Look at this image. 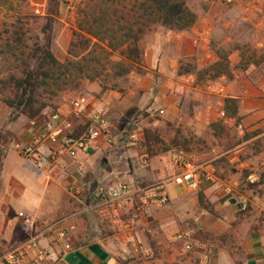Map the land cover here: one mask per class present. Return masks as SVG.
<instances>
[{
	"label": "rangeland",
	"instance_id": "1",
	"mask_svg": "<svg viewBox=\"0 0 264 264\" xmlns=\"http://www.w3.org/2000/svg\"><path fill=\"white\" fill-rule=\"evenodd\" d=\"M85 1L87 0H61L62 7L58 18L59 31L54 47L55 53L61 61H65L68 57L73 31L79 21V11ZM115 1L119 3L124 0ZM125 1L128 5H131L134 0ZM189 5L191 10L198 16L197 24L204 27L209 25L208 40L202 41L200 44L194 34V37L188 36L187 38V34H182L179 38L175 32L160 26L155 27L143 41L145 58H159L163 62L164 68H167L166 62L168 61L169 70L166 69L163 72L151 70L149 72L145 59V68L136 67L132 73L124 78L115 79L107 76L108 74H104L100 80L92 82L99 85L100 95L104 94L101 93V86L106 85L109 87V90L106 91L108 94L117 93L126 96L129 93L132 102L143 104L131 114H124V118L120 120V123L116 119L111 120L108 118L111 123L110 128L113 129L111 132L113 158L116 159V163L119 162L116 167L117 174L122 179H116L108 186L116 181L129 182V174H135V171L151 174L149 171H151L150 163L152 161L161 167L170 166L173 156L180 152L190 155L193 161L199 165L226 160L228 154L225 153L232 148V145L246 137V135H251L246 132L245 134H232L234 128L228 125L222 139L216 137L214 135L215 130L212 129L211 134L213 136L205 139L197 136L189 126L184 127V123L169 122L159 112L152 110L154 99L162 93L161 97L164 98L163 101L169 108L173 105L171 94L173 96L183 95L180 91L175 90L174 92L171 86H167L172 80L175 83L190 86L189 95L192 97L190 113L192 116L194 115V97H196V91L193 88L198 84L207 87L212 82L209 79L199 81L195 75L186 77L181 82L182 79L171 70V64L173 63L174 68L176 63L180 66L182 62L184 65L196 64L198 69L202 70L218 60L217 49H225L231 52L230 60L233 66L240 60V51L238 50L240 47H244L246 51H257L260 56L264 55V0H240L233 4H228L226 0H191ZM47 7L48 0H0V27L7 21V18L15 17L18 15L17 13L42 16L45 14ZM120 58L119 54H115L111 59L118 61ZM140 78H146V85L133 91L139 84L138 80ZM87 84H91V82L83 81L80 89L66 91L63 98L64 96H71L72 102L77 98L84 97L83 92L87 89ZM147 85H151L149 90L145 89ZM170 111L172 110L170 109ZM177 113L178 117L183 118V112ZM9 114V109L0 102V144H2L0 149L5 146H12L10 134L5 132L6 127H2L5 117ZM173 115H175V112ZM116 122L119 123L117 126L114 125ZM136 125L142 127V131L137 132ZM84 126L85 124L81 127ZM178 129L182 133H178ZM145 130L151 132L149 141L145 139ZM83 131L81 133L78 131L79 135ZM135 132L138 136L136 139H132L131 135ZM175 137L178 138L180 147L171 145ZM225 137H228L229 141ZM253 143L256 148L263 146L261 140H255ZM3 145L5 146L3 147ZM217 146H220L221 152L213 150ZM167 147L170 149L166 151ZM15 149L23 156L21 148L16 146ZM223 153L225 155L220 157ZM221 166L224 169L226 168L222 163ZM209 173L212 172L206 168L200 170L202 180L200 187H204V184L209 185L215 180L214 178L208 179ZM221 173L223 172L221 171ZM173 176L172 171L168 178H173ZM230 176L235 175L231 174ZM139 180L141 181V178ZM140 181L137 183L138 188L136 189H142L143 192L152 194L153 199H159V201L157 204L152 202L151 209L148 211L145 210L146 207H141L140 202L133 205L136 213L143 212L144 216L140 217L142 220H146L148 223L152 221L151 226L147 228V232H142L141 235L137 236L134 233L136 237L134 240L131 239L133 232L130 229L126 227L121 229L120 225L117 226L119 215L117 216L116 212L118 213V203L121 201L103 205L101 201L88 198V196H83L79 200L69 196L71 199L67 200L73 206L74 211L78 212L77 217L79 220L87 219L90 213L94 215L102 208L107 209V211L110 210L109 218L105 217L106 219L103 222L104 231L102 236L105 238L110 237L109 241L112 247L121 252L122 256L116 258L120 264H229V258L223 250L231 256L232 264H243L246 260L243 244L257 248L259 242L256 239L258 237L264 239V184L257 185L259 178L253 182L251 180L243 181L249 196V200L244 201V204L247 205L246 210L242 212L244 214L237 216V220L233 224L234 227L220 237H212L214 235L210 230L211 227H215L213 231L220 234L222 228L216 223L218 218L199 207L198 192L201 190L200 187L192 189L186 186L182 180L172 179L171 186L175 190L181 188V191H176L175 197L171 200L166 195L159 196L156 194L157 189L155 188L158 186L155 185L156 182L143 180L141 181L143 183H140ZM26 182L25 186L27 187L22 195L24 205L34 202L35 197L40 195L34 182L31 180ZM98 187L97 185L94 188L96 190L93 189L94 195L97 193ZM160 197H166V199L161 201ZM155 205H157L158 210L154 209ZM87 208L89 210H86ZM113 210L116 212H113ZM150 212L153 214L150 215ZM231 213V209L224 210V214L227 216H231ZM64 216L63 214L62 217ZM246 220L250 224L246 227L242 226ZM90 221L94 220L91 219ZM60 224H64V220ZM31 227L32 233H34L36 229L33 226ZM68 229L70 231L74 230L70 226ZM21 230L25 234L27 233L25 227L24 230L21 227ZM69 230L65 229L67 236L68 233H71ZM15 239L18 244L13 247L11 246L12 243L7 242L4 236H0V264H11L5 257L24 242V239L19 236ZM220 252L221 255H219Z\"/></svg>",
	"mask_w": 264,
	"mask_h": 264
},
{
	"label": "crops",
	"instance_id": "2",
	"mask_svg": "<svg viewBox=\"0 0 264 264\" xmlns=\"http://www.w3.org/2000/svg\"><path fill=\"white\" fill-rule=\"evenodd\" d=\"M208 27L209 25L204 27L196 24L190 31L177 33V36L181 38L182 34H187V38L195 35L201 44L202 41L209 39L210 29ZM191 31L192 33H190ZM145 59L149 72L151 70H158L159 72L169 70L168 61L166 62L167 68H164L163 62L157 57ZM171 66V70L182 79L181 82L186 77L194 76H179V65L176 63L174 68L173 63ZM138 81L137 89L135 88L133 91L146 85V78H140ZM170 82L167 86H171L174 92L175 90L180 91L183 95L173 96L171 94L173 105L170 108L163 101L164 98L161 97L163 93L155 98L152 103V110L159 112L165 120L176 124L184 123V127L189 126L197 136L205 139L213 136L211 134L212 123H221L225 127L224 134L228 125L234 128L232 134H245V132L251 134L232 145V148L225 153L228 154L226 160L201 164L203 168L212 172L209 173V179H215L211 184L201 186L199 192L205 194L206 200L214 205L218 213V216H213L218 218L216 223L222 228V231L220 234L216 233L213 231L215 227H211L210 230L214 235L212 237H220L234 227L233 224L237 220V216L244 214L242 212L246 210L247 205L244 204V201H248L249 196L243 181L255 180L264 174V64L257 67L251 66L245 73L237 74L232 81L223 77L210 82L207 87L196 85L193 88L196 91V97H194V115L192 116L190 113L192 103V97L189 95L190 86L175 83L172 80ZM150 86L147 85L145 89L149 90ZM162 88L165 89L163 86ZM83 95L86 99V111L78 120L72 114V97L64 96L63 104L57 110L47 109L37 121H30L27 117L21 116L15 122L8 124L5 129V132L10 134L12 146H6L7 150L0 175V236H4L5 240L12 243L11 246L13 247L18 244L15 239L17 236L24 239L21 245L33 238V244L26 248V255L22 261L24 264H116L118 263L116 258L122 256L119 250L112 247L109 241L110 237L102 236L103 222L109 218L110 210L107 211V209L102 208L94 215L90 213L87 219L79 220L78 212L74 211L73 206L67 201L69 196H72L70 192L72 188L80 192L77 197L72 196L77 200L83 196H88V198L100 201L98 195L100 187L108 186L116 179L122 180L117 174L116 167L119 162L116 163V159L113 158L114 150L111 149L113 143L103 138L89 150L79 152L76 158L64 155L57 166L46 171L35 169L15 149L17 145L33 146L48 153L50 149L59 147L61 142L59 139L41 143L35 142V138L39 137L46 124L55 116H60L65 121L74 123L78 129L80 126L89 123L95 116L103 117L109 123L108 118L116 119L120 123L124 114L129 115L143 105L140 102L139 104L132 102L129 93L126 96L117 93L108 94L107 92L100 95V87L96 83L87 84V89ZM227 98L240 99L237 118L226 117L225 100ZM174 112L175 115H173ZM177 112H183V118L178 117ZM7 118L8 116L5 117L2 127L5 126ZM237 119H240V122ZM119 123L116 122L114 125L117 126ZM112 130L110 128V132ZM136 130L137 132L142 131V127L136 125ZM132 136L137 137L138 134L135 132ZM218 138L222 139V136ZM225 138L228 140V137ZM255 140H261L263 146L256 148L253 143ZM213 150L221 152L222 149L217 146ZM225 154L223 153L220 157ZM155 163L154 161L150 163L151 171L149 172L151 174L140 171L129 174V182L127 183H130L132 188L131 195L118 203V213L113 210L117 216L119 215L117 226L120 225L121 229L125 227L130 229L133 232L132 240L136 239L135 236L141 235L142 232H147V228L152 223V221L148 223V221L142 220L140 217L144 216L143 212L136 213L133 205L140 202L141 207H146L145 210L148 211L153 203L157 204L159 201V199H153L152 194L143 192L142 189H136L138 188L136 185L140 181L139 178L141 181L156 182L155 185H158L155 188L157 189L156 194L159 196L166 195L171 200L175 197L176 191H181V188L175 190L171 186L173 183L171 180L175 179L177 173L172 162H170V166L164 167ZM221 163L226 166L225 169L222 168ZM172 171L173 178H168ZM231 174L235 176L232 177ZM25 180L34 182L40 195L35 197L34 202L24 205L22 195L27 187ZM141 181L140 183H143ZM97 185L99 189L97 188V193L94 195L92 191ZM166 197H160L161 201L165 200ZM225 198L226 200L222 201ZM157 208L155 205L154 209ZM227 209H231V216L224 214V210ZM63 214L64 217H62ZM151 214L153 213L150 212ZM91 219L94 221H90ZM62 220H64V224H60ZM246 221L242 226L246 227L250 224L249 221ZM27 222L36 229L34 233L27 232L25 234L22 232L21 227L24 230ZM69 226L74 230L70 231ZM65 229L71 233H68L66 238H62L59 232ZM259 238L256 239L259 242V247H257L258 245L255 246L257 248L243 244L246 258L243 264H264V239L263 237ZM41 252L44 255L41 256L39 254ZM223 252L229 258V264H232L231 256L224 250Z\"/></svg>",
	"mask_w": 264,
	"mask_h": 264
},
{
	"label": "trees",
	"instance_id": "3",
	"mask_svg": "<svg viewBox=\"0 0 264 264\" xmlns=\"http://www.w3.org/2000/svg\"><path fill=\"white\" fill-rule=\"evenodd\" d=\"M190 1L134 0L128 5L125 0L120 4L115 0H87L79 11L65 61L57 57L54 49L61 0H48L42 16L17 13L7 18L0 27V102L10 112L4 128L21 116L37 121L45 110H57L63 104V94L80 89L85 80L96 82L104 74L121 79L136 67L145 68L143 41L155 27L181 33L197 24L198 16L191 10ZM238 50L240 60L235 66L230 60L231 52L217 49L218 60L211 66L200 70L196 64L181 62L178 75H195L199 81L223 77L232 81L251 66L264 64V55H258L257 51H246L244 47ZM115 54H119L120 60L111 59ZM108 90L106 85L101 86V93ZM240 102V99L225 100L226 117L237 118ZM84 128L80 126L77 130L81 133ZM211 129L216 137L225 132L221 123H212ZM177 132L182 133L180 129ZM150 135L145 130L146 141ZM171 145L180 147L178 138ZM4 148L0 149V175L7 150ZM262 184L264 174L257 185ZM198 203L201 209L218 216L203 192L198 194Z\"/></svg>",
	"mask_w": 264,
	"mask_h": 264
},
{
	"label": "built area",
	"instance_id": "4",
	"mask_svg": "<svg viewBox=\"0 0 264 264\" xmlns=\"http://www.w3.org/2000/svg\"><path fill=\"white\" fill-rule=\"evenodd\" d=\"M226 1L228 4H233L240 0ZM71 106L72 114L74 118L78 120L86 111V99L84 97L77 98L71 102ZM77 134L78 130L74 123L65 121L60 116H55L46 124L44 131L39 137L35 138V142L41 143L59 139L61 141L59 147L50 149L48 153L42 152L33 146L21 147L17 145V148H21L24 158L33 165L35 169L46 171L57 166L64 155L76 158L79 152L89 150L103 138L113 143L111 140L110 123L100 116L93 117L92 120L85 125L83 133L80 135ZM131 138L136 139V136H132ZM172 164L177 171L175 178L182 180L186 186L192 189L200 187L202 182L200 170H202L203 167L196 164L190 155L184 154L183 152L177 153L173 156ZM70 192L74 197L80 194V192L74 188L70 189ZM98 195L103 205L116 203L131 195V187L123 181H116L108 187L100 188ZM86 210H89V208ZM25 228L28 233H32L30 223L27 222ZM59 234L62 238L67 237V232L65 230H61ZM181 238H183V236H181ZM32 241L33 238H30L26 243L9 253L5 257L6 260L11 264H21L26 255V248L33 244ZM188 248L190 247L188 246ZM39 254L41 256L44 255L43 252Z\"/></svg>",
	"mask_w": 264,
	"mask_h": 264
}]
</instances>
